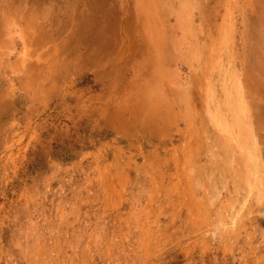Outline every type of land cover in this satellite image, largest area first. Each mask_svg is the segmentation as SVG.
Here are the masks:
<instances>
[{
    "label": "rangeland",
    "instance_id": "374dc122",
    "mask_svg": "<svg viewBox=\"0 0 264 264\" xmlns=\"http://www.w3.org/2000/svg\"><path fill=\"white\" fill-rule=\"evenodd\" d=\"M74 1L0 0L1 17L5 15L10 17L7 31L0 37V202L7 197H22L25 187L29 185L27 183L31 182H35V193L43 190L44 192L64 191L62 187L56 189L54 187L56 184L45 185L40 180L39 174L47 172L48 175H51V172L59 171L62 166L66 167L75 162H92L94 159L96 160V157L100 158L99 160L104 159L106 162H111L115 145L120 147H126V143L138 145L140 141L145 142L149 139L148 137L154 129L155 132L164 130L161 134H164L166 129L170 132L171 136L168 137L166 143H182L185 142L182 134L187 135V138L193 135L191 129H188L189 122L179 113V107L171 109V117H169V121L164 122V126L162 124L157 126L154 120H150L146 125L139 126H136L134 122L131 123L133 117L130 115L133 112L129 109H136L138 97L149 103V101L156 100L157 94L164 95L167 93V88L150 78V80L140 84H130L129 80L133 79L134 69H130V71L127 69L124 80L121 81L122 79H120L118 82L111 79V74L107 69L102 71L95 66H87L84 69L75 68L74 70L63 69V77L51 82L42 77L37 80L25 77L26 64L29 61L38 59L37 54L31 53L34 50L32 51V46L25 39L23 32L26 21L31 19V11H37L40 15L38 19L50 23L48 24L50 27L52 22L59 18L57 16L61 8L72 6ZM217 1L224 2L225 0ZM50 17L53 18L49 19ZM35 23L37 25V22ZM163 23H167L168 28H171H169L170 31L176 29L175 20L169 13L163 18ZM176 36L170 39L168 32L167 39H162V41L167 40V45L169 41L172 44L168 46L169 49L164 53L165 57L162 61L165 63H163L162 69H159L161 64L149 65L144 69L148 77L155 76L159 70L166 71L167 68L171 74H181L183 72V65L179 63L181 59L177 58L176 52L185 50V41L177 34ZM56 43V40H52L44 46V49L53 48ZM238 49L240 50L241 47H238ZM220 53L217 67L223 74H226L223 67L233 57L234 53L225 47L221 48ZM60 56H63V53ZM123 85L128 88L125 90ZM240 85L232 79L225 78L216 86V94L220 101L223 99V101H233L237 106V110L238 107L241 108L242 111L236 112L237 115L235 114L232 120H234L239 132L243 135V142L239 140L240 143L229 132L220 131V134L225 135L224 137L234 145L237 144L235 148L239 147L233 153L236 154V159L250 160L252 168L247 170L250 171V184L252 185L250 187L254 189L253 194L251 193L254 199L252 200L256 202L257 206L262 204L263 209L264 161L263 158L257 155L259 146L255 140V130L250 115L244 112L248 91ZM257 88L261 100L264 102V89L261 86ZM128 103L129 105H127ZM120 104H125L124 117L126 119L130 117V125L121 124L124 123L123 121L126 122L124 117H112L116 107ZM90 106L93 107L90 109ZM80 109L82 113H80ZM213 123L214 121L211 120V124ZM104 129H111L113 133L109 135V131ZM114 132H117V134ZM126 134L129 137L122 136ZM138 137L139 139H137ZM162 143H165L164 140ZM245 145L250 146V148L254 147L255 150L252 148L254 152H248ZM105 149L109 151L106 152ZM253 153H255V156H253ZM126 155L127 153L122 155L123 161L126 160ZM135 159L137 162L141 161V157H137L136 154ZM104 161L101 162L103 166H105ZM77 175L82 176L80 182H84L83 176L93 177L100 174L98 171L93 172L85 168L80 169ZM262 180L263 182H260ZM56 182L57 180H53V183ZM135 187L134 183L128 185L127 193H145V190ZM218 191H220V187ZM218 199L227 202L228 196H222ZM243 202L242 204L241 201L236 200L232 204L230 203V208L224 210L226 219L232 222L226 226L227 230H221V227L216 228L211 224V226L209 225L201 231L186 236L188 241L195 240V237L199 239L203 235L208 239V248L205 251L192 247V264H264V228L260 223L264 221V210H259L258 206L253 211H247L248 202L245 200ZM160 206L168 211L162 200ZM214 206H217L216 202ZM166 211L160 216L159 234L164 232L169 224L170 217L167 216L169 212ZM183 211L185 212V209H182ZM234 212L235 217L230 218L231 213ZM210 218L213 222H216L215 215L211 214ZM216 223L213 224L216 225ZM160 240L166 241L162 234H160ZM164 243L165 246L160 249L161 256L169 250L168 244Z\"/></svg>",
    "mask_w": 264,
    "mask_h": 264
},
{
    "label": "crops",
    "instance_id": "0c3cea01",
    "mask_svg": "<svg viewBox=\"0 0 264 264\" xmlns=\"http://www.w3.org/2000/svg\"><path fill=\"white\" fill-rule=\"evenodd\" d=\"M254 135L258 141L255 132ZM122 136L129 137L127 134ZM217 136L216 144L206 140L196 149V145L184 142L166 143L170 132L166 130L161 134L154 129L149 139L137 142L138 145H115L112 163L94 156L96 160L92 162H73L51 175L47 172L39 174L45 185L56 184V189L62 187L64 191L35 193V182H31L27 183L22 197H7L0 202V264H192V247L205 251L208 239L203 235L188 241L186 236L211 224L227 230L226 226L232 222L223 215L231 202L245 200L249 205L246 210L253 211L258 206L259 210H264L251 196L249 171L245 170L252 168L250 160L236 159L233 153L238 148L225 135L218 133ZM245 146L248 152L254 151ZM125 153L127 161L124 162L122 155ZM135 154L141 157L140 162L136 161ZM103 161L105 166L101 165ZM85 168L98 171L100 175L83 176L84 182H80L82 176L77 172ZM53 180L57 182L53 183ZM131 183L139 189L144 188L145 193H127ZM222 196H228L227 202L218 199ZM195 199L199 201L196 203ZM161 200L168 211L160 206ZM165 211L169 212L170 219L164 232L160 233L166 241H161L159 221ZM211 214L215 215L217 223L209 217ZM234 217L235 212L230 218ZM260 223L264 228V221ZM192 226L195 227L193 230ZM164 242L169 250L161 256Z\"/></svg>",
    "mask_w": 264,
    "mask_h": 264
},
{
    "label": "bare ground",
    "instance_id": "6f19581e",
    "mask_svg": "<svg viewBox=\"0 0 264 264\" xmlns=\"http://www.w3.org/2000/svg\"><path fill=\"white\" fill-rule=\"evenodd\" d=\"M167 13L172 15L175 20L176 29L174 31H170L171 28H168L167 23H163V18H165ZM39 17L40 15L37 11H31V19L26 21L23 28L25 39L32 46V51L34 50L31 53L38 55V59L29 61L26 64L25 77L35 80L42 77L51 82L63 77V69L74 70L75 68L84 69L87 66H95L102 71L107 69L111 74V79L118 82L120 79H122L121 81L124 80L127 69L129 71L134 69L135 73L133 79L129 80L130 84H140L152 79V81L167 88V93L164 95L157 94L156 100L149 101V103L142 101L138 97L136 109H129L133 112L130 115L133 117L131 123L134 122L136 126H139L142 124L146 125L150 120H154L157 126L159 124L164 126V122L169 121L168 119L171 117V109L179 107V113L189 122L188 129L193 132V135L188 138L187 135L182 134L185 140L184 144L196 145V149L203 146L206 140L208 143L216 144L218 133L223 131L231 133L238 141L243 142V135L239 132L234 120H232L236 112L242 111L241 108L238 107L237 110V106L233 101H223L224 99L220 101L216 94V86L221 80L225 78L232 79L236 84H241L248 91L244 112L250 115L258 139L259 147L258 151L256 150L258 154H256L260 158L264 157V102L261 100V95L257 88L259 86L264 88V0H225L224 2L217 0H75L72 6H63L61 8L57 16L59 18L54 21L56 23L52 22L50 27L48 25L50 23L39 20ZM9 18V16L1 17L0 15V37L7 31ZM52 18L50 17L49 19ZM33 20L37 22V25ZM168 32L170 39H173L177 34L185 41V50L176 52L177 58L181 59L179 63H182L184 70L181 74H171L168 68L163 67L166 71L159 70L155 76L148 77L144 70L146 67L153 64H161L159 69H162V65L165 63L162 59L165 57L164 53L167 52L166 50L169 49L168 46L172 42L169 41L167 45V40L162 41V39H167ZM52 40L57 41L53 48L44 49V46L52 42ZM222 47L232 50L234 53L233 57L223 67L226 74H223L217 67ZM238 47H241V49L239 50ZM61 53H63V56H60ZM43 56L44 58H42ZM173 70L172 72H174ZM222 90L224 89L222 88ZM237 95L239 94L237 93ZM91 107L93 106L89 108L91 109ZM77 110L76 107V112ZM125 111V104H120L116 107L112 117H124ZM80 113H82V110ZM211 120L214 121L213 124H211ZM123 122L121 124L130 125V117L126 119V122ZM163 131L159 132L162 133ZM242 144L244 145V143ZM253 154L255 156V153ZM254 177L256 178V176ZM260 182H263V180ZM176 202L178 201L176 200ZM221 202L223 203V201ZM198 205H200V202ZM230 206L228 207L230 208ZM171 238L173 239V237Z\"/></svg>",
    "mask_w": 264,
    "mask_h": 264
},
{
    "label": "trees",
    "instance_id": "16d2710c",
    "mask_svg": "<svg viewBox=\"0 0 264 264\" xmlns=\"http://www.w3.org/2000/svg\"><path fill=\"white\" fill-rule=\"evenodd\" d=\"M104 130L109 131V135H110V133H113V131H111V129H104Z\"/></svg>",
    "mask_w": 264,
    "mask_h": 264
}]
</instances>
